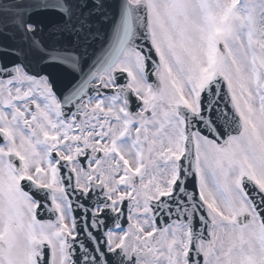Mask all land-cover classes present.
Returning <instances> with one entry per match:
<instances>
[{
    "label": "snow or ice",
    "instance_id": "snow-or-ice-1",
    "mask_svg": "<svg viewBox=\"0 0 264 264\" xmlns=\"http://www.w3.org/2000/svg\"><path fill=\"white\" fill-rule=\"evenodd\" d=\"M0 264H264V0H0Z\"/></svg>",
    "mask_w": 264,
    "mask_h": 264
}]
</instances>
